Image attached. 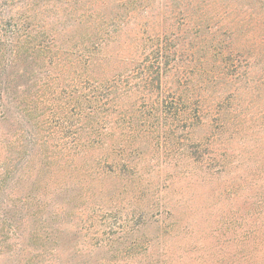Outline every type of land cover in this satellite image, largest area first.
<instances>
[{"label": "rangeland", "instance_id": "obj_1", "mask_svg": "<svg viewBox=\"0 0 264 264\" xmlns=\"http://www.w3.org/2000/svg\"><path fill=\"white\" fill-rule=\"evenodd\" d=\"M91 1L116 10L124 33L147 42L182 13L162 89L177 91L181 78L180 92L193 88L207 106L229 97L225 126L213 124L212 106L191 129L164 114L132 137L112 115L104 147L79 151L85 135L73 119L40 110L31 121L38 139L66 149L51 158L31 151L12 175L0 169V264H264V0ZM75 2L40 0L38 9L50 18ZM227 56L234 68L219 62ZM204 71L220 77L201 92ZM193 144L203 146L197 160Z\"/></svg>", "mask_w": 264, "mask_h": 264}, {"label": "trees", "instance_id": "obj_2", "mask_svg": "<svg viewBox=\"0 0 264 264\" xmlns=\"http://www.w3.org/2000/svg\"><path fill=\"white\" fill-rule=\"evenodd\" d=\"M82 1L76 0L66 7L73 10L54 12L55 8L48 18L38 9L40 0H0V169L7 176L22 167V158L31 151L32 155L42 151L50 158L58 147L60 152L65 151V147L38 139L37 125L31 124L34 116L46 107L55 108L67 122L73 119L75 133L85 135L84 142L77 140L79 151H98L104 147L112 131L108 121L112 115L132 137L148 126L151 128L150 123L164 114L173 123H183L191 129L204 120V108L212 110V106L213 124L217 128L225 126L227 115L223 113L229 108L221 105L229 97L207 106L205 96L193 88L186 95L180 92L181 78L176 82L177 91L162 89L161 72L177 53L170 39L184 25L182 13L174 10L169 33L154 34L147 42L137 37L131 39L124 33L125 23L118 19L116 10H99L97 2ZM124 18L127 23L129 15ZM191 24L190 20L187 28ZM205 25L201 22L198 26L207 28L205 35H208L210 28ZM112 43L118 45L112 58L100 57ZM218 50L212 49L211 53H216L214 59ZM219 62L226 69L235 67L230 56ZM211 73H204L201 92L218 84L215 81L220 76H209ZM126 96L127 100L132 98L129 106L122 105ZM202 147L193 144L190 156L199 159L204 153ZM103 166L109 171L113 167L126 171L125 164L114 162ZM5 215L10 219L9 214Z\"/></svg>", "mask_w": 264, "mask_h": 264}]
</instances>
